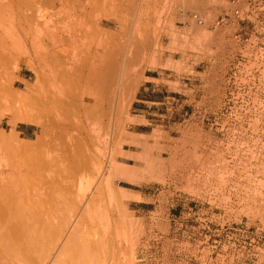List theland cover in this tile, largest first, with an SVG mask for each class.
I'll use <instances>...</instances> for the list:
<instances>
[{"label":"rangeland","instance_id":"1","mask_svg":"<svg viewBox=\"0 0 264 264\" xmlns=\"http://www.w3.org/2000/svg\"><path fill=\"white\" fill-rule=\"evenodd\" d=\"M5 1H0L4 6L3 11L0 6L3 16L0 17L9 21L11 12L5 7ZM22 1L35 12L34 22L40 24L42 32L59 9L60 14L75 18L87 12L86 20L94 26L98 23V32L83 41L85 44L88 40L89 44L85 45L91 52L101 46L115 47L114 50L130 48L139 58L131 67V72L139 69V85L123 98L122 115L112 117V124L107 122L110 117H97V121L95 115L92 117L100 124L96 125L99 137L92 145V148L95 146L93 158L96 155L95 162L99 160L100 166L90 163L93 166L88 171H96L95 175L87 171L92 179L86 176L82 186L74 190L75 198L88 199L92 215L90 219L83 216L81 228L89 234L80 238L83 241L70 243L63 253L86 255L87 261H92L90 264L94 261L102 264L113 251L99 244H102L101 235L104 240L107 226L113 228L109 231L114 235L119 222L125 221V253L111 264H264V0ZM76 2L81 5L77 6ZM187 13L200 16L203 25L188 21ZM99 29L100 34L110 39L100 36ZM79 44L81 57L86 56L89 50L82 41ZM28 52L25 44H18L14 53L16 59L9 61L13 66L11 70L7 64L3 88L11 81L17 82L14 94L23 91L24 102L22 98L21 103L13 104L7 90L0 93V116L14 110L12 119L0 124V171L5 168L6 174L10 168L7 167L14 166V171L21 175L30 164L25 163L29 157L33 162L38 157L59 159L60 154H64L60 159L67 160L73 153L68 145L81 144L75 123L74 127L71 125L61 131L62 134L57 131V139L53 129L45 132L48 135H41L38 121L45 117L37 114L35 108L39 106L32 101L33 95L36 97L35 90L27 91L22 82L23 79L37 85L28 67L32 62L31 51ZM44 60L41 73L51 66L47 67ZM91 62L76 67L86 75ZM81 84L82 91H95L91 88L93 84L89 83L91 87ZM69 117L71 121L75 118ZM115 119H119L115 122L117 126ZM62 149L67 150L63 153ZM35 155L37 158H33ZM111 163L132 169L129 171L131 180L112 173ZM33 184L26 181L25 193L20 192L23 197L19 195V203H22L21 198L26 199L23 206L32 205L30 203L37 201L39 195H44V191ZM55 191H50L48 196L54 194L48 198L60 201L66 211L64 214L71 213L64 194ZM59 196L63 200H55ZM85 207L80 204V214ZM26 222L22 228H25L24 235L20 229L17 232L19 227L8 232L11 236L6 234L7 230H0V254H15L16 264H41L46 254L53 253L58 235L49 229L51 227ZM91 232L93 235L89 236ZM112 238L108 243L118 247L115 235ZM94 240L100 246H87L86 242ZM63 257L61 262H64Z\"/></svg>","mask_w":264,"mask_h":264},{"label":"bare ground","instance_id":"2","mask_svg":"<svg viewBox=\"0 0 264 264\" xmlns=\"http://www.w3.org/2000/svg\"><path fill=\"white\" fill-rule=\"evenodd\" d=\"M2 1L4 3V0H2ZM76 3H77L76 4L77 6L81 5L80 2H76ZM25 4L26 3H24L22 0H6L5 1V5H6L5 7L7 8V10L10 9L8 11L11 12V14L8 12L9 15L11 16L10 20L8 18L9 21H3V20H1V17H0V93L1 92L5 93V90H7L6 93H8L9 94L8 96L10 98H12L11 101L13 102V104L17 103L18 101H19L18 103H21L20 101L23 98V96L25 95L23 93V91H21L22 93H19L16 95L14 94L13 88H15L17 82L14 84L12 83V81H11V83L8 82L9 83L8 87L6 89H3L4 88V81H5V77H6L5 73L7 72L6 71L7 64L10 65L9 61L10 60L13 61L14 57L16 59V56H14V53L17 51L18 44L23 43L26 45V49H29V52L31 51V56H29V57H32V62L28 67H29L30 71L32 72L33 81L34 82L36 81L37 85H35V84L32 85L29 81L23 80L22 78L21 79H22V82L24 83V87H25V89H27V91L32 90V89L35 90L36 97H35V95H33L32 99L35 98L37 100L34 99L32 101H35L37 106H39V107H36L35 104H33V106L36 107L35 109H37V114L39 112L40 115H43L45 117V120H41V121L37 120L39 126L42 129L41 135L46 136L48 134H45V132L49 129H53L54 131H56L55 136L57 139V136H58L57 131H59L61 133V131L67 130L68 127H70L72 124L75 123L74 125H76V130L79 131V137H80V141H81L80 142L81 144H79V143L78 144L81 146L78 147L77 143H75V142L72 143L71 140H68V141H71L70 143H72V144H69L68 147H71L70 149L73 153L71 152L72 157L67 159L68 155H70V152H68L67 158H66L67 160L63 159L64 154L63 155L60 154L59 153L60 151H59L58 153L63 157L62 159H60L61 156L58 155V157L60 156V158H59L60 160L59 159H48V160H46V159L42 158L43 160H46V161H43L41 158H39V157L37 158V156L39 155V152H38V155L33 156V158L36 157L37 160H33V162H30L29 159L31 157H29V159L27 158L28 160H26V162L24 161L25 163H27V161H28V164L29 163L30 164L32 163V164L28 165L29 168L25 165V168L27 167L28 169L26 168L25 169L26 171L21 173V175L19 174V172L16 171L17 172L16 173L14 171V169H15L14 166L13 167L5 166L7 168L10 167L8 174H6L5 171H7V170L5 168L0 171V230L2 231L3 229H5V231L7 230L6 234H8L9 231H13L14 228L16 229V227H19V228H17V232L19 231L18 229H20L21 230L20 232L23 231L22 234L24 235V229L25 228L24 229H22V228H23V224H25L26 221H32V222H35L38 224H42L45 227H47V226L51 227L49 229L52 230V232L55 235H58L57 242H56V239L54 238L55 239L54 243H57V244L56 245L53 244L52 250L53 249L54 250L52 251L50 249L53 253L52 254H46L45 258H42L45 261L44 262L40 261L41 264H42V262H43V264H58V263L60 264L63 256H64L63 258H65V259L63 260L64 262H61V264H90L92 262L91 260H93V261L95 260V259H93L95 257H92V259H91V257H90L91 255L89 256L87 254V256L90 257V259H91L90 260L91 262H88L86 255L82 256V254H79L81 256H79V255L74 256V254L70 255V254H64L63 253V251L67 248V246L70 243L74 242L75 240L76 241L82 240L83 239L82 237L83 236L85 237V234L87 232H88L87 234H89V231L86 229L87 227L85 228L87 230V232L81 228L83 225V224L81 225V223H83L82 222L83 216H88L90 219L91 215H92L90 213L91 209H90L89 202L87 201L88 199L86 200L84 195H83L84 198H80L79 196H78L79 199L75 198L76 194H74V190L76 188H80L82 186V181L85 179L86 176H88V178H89L91 176L89 174H91V173L93 174L94 172H96V171H93L92 169H89V170H92L93 172L90 171L91 173H89V171H88V168L93 166V164L90 165V163L95 162V159H97L96 155H95L96 158L95 157L93 158L94 152H95V151L93 152V150H94L93 148L95 146L92 148V145H94L95 139L97 137H99L97 134L99 127L97 128L96 125L98 126L100 124L98 122H95L94 120L97 121V117H98V119H100V117H103V118H109L110 117L109 118L110 120L107 119V122L111 123L113 118H117L118 115H119V117H120V115H122V113L125 109V108L123 109V107L125 105H123V107H122V104H121L123 98L126 96V94L129 91L130 92L132 91V88H136L139 85V81H138L139 69L137 71L131 72V67L133 65H135V63L138 62L139 58L137 57L136 53H134L133 51L130 50V48L126 49V50L125 49L124 50H114L115 47L113 49L107 48L108 46L102 47L101 46L102 44L101 45L99 44L101 46L100 48H98L94 51L92 50L93 52H91V48L89 50V48L86 47V45L89 44V43H86V41H88V40L86 39V41H85L86 45L83 43V41L88 35L93 34L95 31L98 32V30H97L98 26H96V24H98V23L95 24L96 27L94 26V23H93V25L91 23H89L90 20H89V22H88V20H86V13L87 12L85 14H82L83 13L82 12L79 15V17L75 18V17H73V15H70V14L64 15V14H62L63 12L61 13L62 14L61 15L60 14L61 10L59 9L56 13H53L51 18L47 21L46 26H45V31L42 32L39 29L40 24L36 23V20L34 22L35 12H33V10L31 9L30 6H29V8L26 7L27 4L26 5ZM1 5H2V3L0 4V6ZM3 7L4 6H1L2 11H3ZM81 8L83 9L86 7H84V5H83V7H81ZM73 9H75V8H73ZM72 11H74V10H72ZM86 11H88V10H86ZM68 13H69V11H68ZM5 14H4V17H5ZM75 15H77V14H75ZM0 16H2V15L0 14ZM7 17H9V16L7 15ZM4 19L7 20V18H4ZM35 19H36V17H35ZM89 19H91V17H89ZM100 30L101 29H99V34H100ZM101 34L103 35L102 32H101ZM101 34H100V36H101ZM106 35H107V33H106ZM103 36H105V35H103ZM105 37H107V36H105ZM93 38H94V36H93ZM98 39L99 38H97V40ZM109 39L107 37V40H109ZM101 40L102 39H99V41H101ZM133 40H134V38H133ZM81 41H82V44L85 45L87 50H89V51H87L86 56H82L84 58L81 57V54H80V51L78 48V46L81 45V44H79V42L81 43ZM89 42L93 43V41H89ZM107 42L109 43V41H107ZM102 43H103V41H102ZM107 45H109V44H107ZM92 46H94V45H91V47ZM14 50H16V51H14ZM29 52H28V54H29ZM44 59L47 60V62ZM42 60H44L43 62H46L47 67L49 65H51L48 69L44 68L42 71L43 73L40 72V69H41L40 67L43 65ZM89 60H92V62L90 64L91 69L89 67V73L87 72V74L85 75L82 72V70H79V68H77L76 66H77V64H81V65L84 64L85 65V64L89 63ZM11 64H12V62H11ZM9 65H8V68L11 67L10 68V70H11L13 66H11V65L9 66ZM44 67H46V66L44 65ZM78 67H80V66H78ZM7 74H8V72H7ZM8 77L11 78L10 76H8ZM16 80H19V79H16ZM81 83L88 84L89 87L92 86V85L90 86L89 83L93 84V86L91 88L94 87L95 91L93 89L92 90L94 92H90L92 90L88 89V90H90L89 91L90 93L82 91L81 85H83V84H81ZM88 85H86V86H88ZM133 91H134V89H133ZM17 93H18V90H17ZM22 94H24V95H22ZM23 102H24V98H23ZM35 102H33V103H35ZM29 103H30V105L32 104L31 102H29ZM123 104H125V103L123 102ZM38 109H39V111H38ZM7 111H9V110H7ZM7 111L4 115H1L2 117L0 116L1 117L0 118V121H1L0 124L3 122V120L7 121L9 119H12L11 115H13L12 113L14 112V110H12V112H10V111L7 112ZM69 116H73V118L74 117L75 118L72 119V121H71V118ZM92 117H95V119ZM92 119H94V120H92ZM118 120L115 119L114 123L116 121L118 122ZM33 121H35V120H33ZM93 121L95 123H93ZM120 122L121 121H119V123ZM33 123L37 124L36 121ZM114 123H113V125L116 124V123L115 124ZM117 125H118V123L116 124V126ZM71 128H69V129H71ZM49 132H53V131H49ZM59 136L60 137H58V138H61L60 134H59ZM39 137H40L39 138V140H40L41 136H39ZM56 139L54 138L55 142L59 141ZM36 140H38V139L36 138ZM97 141H98V139H97ZM38 143L36 142V145H38ZM53 143H54V141H53ZM60 145H61V143H60ZM64 148H66V147H64ZM66 150L64 149V151H63V149H62L61 151H63V153H64ZM47 153H49V152H47ZM128 155H130V154H128ZM40 156L42 157L41 154H40ZM130 157H132V156H130ZM93 159H94V161H92ZM98 161L95 162L94 166L97 163H99ZM113 163H115V162L113 161ZM115 164L111 163L112 166L110 167L111 168L110 171L112 173L113 172L118 173V174L122 175L123 178L131 180V174L129 173V171L132 169L129 170V169H127V167H122V166L118 167V166H115ZM98 166H100V165H98ZM98 166L94 167V170L98 169ZM87 171L89 173L88 175H87ZM116 171H118V172H116ZM44 173H46V175H44ZM97 173H99L98 170H97ZM121 173H123V174H121ZM16 175H17V177H16ZM93 175H95V174H93ZM25 178L26 179L28 178L31 181V183H34L33 185H36V187L39 186L38 188H40L42 191H44V193L41 192L42 194L45 195L44 199H43L44 195L43 196L39 195L40 198L39 199L37 198L36 199L37 201H34V203L29 202L32 205L27 204L29 206H26V204H25V206H23L24 205L23 201L26 200L25 198H24V200H23V198H21L23 205L21 202L19 203L20 197L21 196L23 197V195H21V193H25L23 191V190H25V187H23V186L26 185V181H29V180H26ZM91 179H92V176H91ZM84 181H86V179ZM97 182L100 183V181H97ZM102 183L103 182L101 179V183H100L101 186H102ZM88 184L90 185L91 183H88ZM27 186H28V184H27ZM32 187L35 188V186H32ZM87 188H88V186H87ZM91 188L89 187V189H91ZM83 189H84V187H83ZM83 189H82V192L85 191V189L84 190ZM28 191L29 190H27V192ZM37 191H38V189H37ZM50 191H52V192L55 191L57 193L59 191L60 194L61 193L64 194V196H65V197L63 196L64 202L70 203L69 206L72 208L71 213L68 214V212H67L68 215L64 214L65 210L63 209V206H60L61 202L60 201L56 202L53 199L48 198L49 196H52L54 194L53 193L52 195L48 196ZM96 191L94 193H96ZM19 195H20V197H19ZM33 195H35V193H33ZM34 197H37V195H35ZM93 197H94V195H93ZM114 197H115V194H114ZM60 199L61 198L59 196V199L56 198L55 200H60ZM61 200H63V199H61ZM119 201H120V199H119ZM117 203H118V201H117ZM19 204L21 205V208H20ZM63 204H61V205H63ZM80 204H83V205L85 204V206H86L85 211L82 214H80V212H81L80 211ZM65 206H64V208H65ZM61 210H62V212H61ZM57 211H59L60 213ZM114 221H116V220H114ZM30 224H31V222H29L28 225H30ZM126 224L127 223L125 221H122V222H119L118 226L116 225L117 227L115 226L116 229L114 228L115 229V231H114L115 240L119 241L118 244H116L118 246V247H116V248H118V250L115 247H111L112 245H110L108 243V240L109 239L111 240L112 236H114L112 233V230L109 231V229H111L112 227L110 228L107 226V229H105L104 240H103V236H102L103 234L101 235V237H100L101 241L100 242H102V244L101 243H99V244L101 246L104 244V247H103L104 249H108V251H110V249H111V251H113V254L107 255L105 261L102 264H111V262H114L117 258H119L122 254L125 253V249H126L125 244L127 242L126 241L127 240L126 239L127 238ZM39 230H41V229H39ZM46 232H50V231H46ZM33 233H35V232H33ZM92 233L93 232H91L89 236H91ZM22 234L20 233V236ZM110 234H112V236ZM8 235H10V234H8ZM27 235H28V233H27ZM39 235H40V233H39ZM42 236H43V234H42ZM87 236L88 235H86V237ZM109 236H111V238H109ZM50 237H51V235H50ZM80 238H82V239H80ZM50 239H53V238H50ZM87 239H89V238H87ZM11 240H13V239L11 238ZM14 240H15V238H14ZM90 240H91V238H90ZM95 242H96V240H94V242H89V243L86 242V243H87V246H90V245L94 246L95 244L100 246L98 244V242L97 243H95ZM25 243H26V240H25ZM107 244H108V246H107ZM54 246H55V248H54ZM83 247H84V245H83ZM113 248L116 251H114ZM117 251L119 254L117 253ZM48 252H49V250H48ZM57 252H59V254H55ZM49 253H51V252H49ZM32 254H34V253H32ZM17 256H19V254ZM20 256L22 257V255H20ZM25 256L23 255V257H25ZM0 257H2L0 259H3L2 262L4 264H16V262H15L16 260L14 261L15 254H0ZM17 259H18V257H17ZM112 260H114V261H112ZM3 263H1V264H3ZM92 264H95V261Z\"/></svg>","mask_w":264,"mask_h":264},{"label":"built area","instance_id":"3","mask_svg":"<svg viewBox=\"0 0 264 264\" xmlns=\"http://www.w3.org/2000/svg\"><path fill=\"white\" fill-rule=\"evenodd\" d=\"M234 13L237 15L238 12L235 11ZM186 18L188 21L194 22L197 25H203V19L197 14L187 13Z\"/></svg>","mask_w":264,"mask_h":264}]
</instances>
